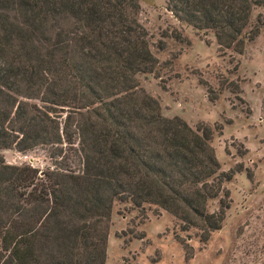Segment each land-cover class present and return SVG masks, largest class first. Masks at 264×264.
Wrapping results in <instances>:
<instances>
[{
	"label": "trees",
	"instance_id": "16d2710c",
	"mask_svg": "<svg viewBox=\"0 0 264 264\" xmlns=\"http://www.w3.org/2000/svg\"><path fill=\"white\" fill-rule=\"evenodd\" d=\"M181 24L237 54L264 0H165ZM139 0H0V151L49 149L53 166L0 153V264H104L115 202L162 209L202 242L229 208L206 126L166 118L137 76L159 61ZM218 200V209L208 203Z\"/></svg>",
	"mask_w": 264,
	"mask_h": 264
},
{
	"label": "rangeland",
	"instance_id": "374dc122",
	"mask_svg": "<svg viewBox=\"0 0 264 264\" xmlns=\"http://www.w3.org/2000/svg\"><path fill=\"white\" fill-rule=\"evenodd\" d=\"M139 6L138 21L159 61L155 74L137 76L139 87L164 117L210 128L220 171L235 173L223 184L230 205L222 226L206 242L162 209L115 202L104 264H264V4L252 13L251 24L260 19L262 26L242 54L179 23L165 0H139ZM0 153L8 164L39 170L55 162L43 147ZM221 196L208 211L218 209Z\"/></svg>",
	"mask_w": 264,
	"mask_h": 264
}]
</instances>
